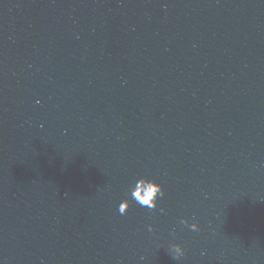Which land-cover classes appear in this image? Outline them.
<instances>
[{"label": "water", "instance_id": "95a60500", "mask_svg": "<svg viewBox=\"0 0 264 264\" xmlns=\"http://www.w3.org/2000/svg\"><path fill=\"white\" fill-rule=\"evenodd\" d=\"M0 264H264V0H0Z\"/></svg>", "mask_w": 264, "mask_h": 264}, {"label": "clouds", "instance_id": "9594fccd", "mask_svg": "<svg viewBox=\"0 0 264 264\" xmlns=\"http://www.w3.org/2000/svg\"><path fill=\"white\" fill-rule=\"evenodd\" d=\"M129 193L131 200H134L142 207H147L149 210L157 209L158 202L164 196V189L161 183L153 176L141 175L134 179L133 183L129 186ZM130 200L128 198L122 199L119 203L118 211L120 214H125L129 208ZM161 213L165 212L163 207L159 208ZM182 225L190 227L192 231H198L199 225L196 222L189 224L187 218H183L179 221ZM148 230L152 231L153 226L148 225ZM171 257L179 261L185 255V249L180 243H170L167 248Z\"/></svg>", "mask_w": 264, "mask_h": 264}]
</instances>
